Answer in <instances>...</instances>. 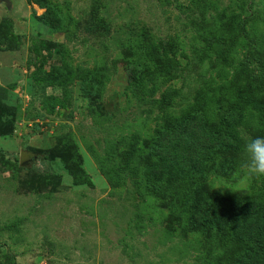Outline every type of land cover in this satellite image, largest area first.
<instances>
[{
    "label": "rangeland",
    "instance_id": "obj_1",
    "mask_svg": "<svg viewBox=\"0 0 264 264\" xmlns=\"http://www.w3.org/2000/svg\"><path fill=\"white\" fill-rule=\"evenodd\" d=\"M260 73L264 0H0V264H236L234 235L168 202L197 188L232 217L264 210L241 168ZM191 116L234 148L201 186L167 185L140 143Z\"/></svg>",
    "mask_w": 264,
    "mask_h": 264
},
{
    "label": "trees",
    "instance_id": "obj_2",
    "mask_svg": "<svg viewBox=\"0 0 264 264\" xmlns=\"http://www.w3.org/2000/svg\"><path fill=\"white\" fill-rule=\"evenodd\" d=\"M38 19L44 24L53 25L45 13ZM252 59L244 56L240 61V68L246 70ZM263 77L262 74H251L250 88H264L261 83ZM233 145L231 138L210 127L201 117L191 116L188 121H175V124L163 132L156 131L143 144L140 143V157L158 163L162 169L161 177L167 185L189 175L193 186L198 187L203 184L207 165L215 158H221L224 153L234 148ZM166 192L167 188L164 187L157 191V195L163 196ZM226 202H215L206 192L194 188L191 192L179 190V194L171 198L168 205L172 209L180 210L190 204L197 213L193 217L195 224L202 221L209 230L228 231L234 235L239 248L236 264H264V210H261V205L255 200L242 202L238 206L237 214L232 217Z\"/></svg>",
    "mask_w": 264,
    "mask_h": 264
},
{
    "label": "clouds",
    "instance_id": "obj_3",
    "mask_svg": "<svg viewBox=\"0 0 264 264\" xmlns=\"http://www.w3.org/2000/svg\"><path fill=\"white\" fill-rule=\"evenodd\" d=\"M244 153L245 159L241 165L243 173L248 178L264 177V136L249 138L244 144Z\"/></svg>",
    "mask_w": 264,
    "mask_h": 264
},
{
    "label": "water",
    "instance_id": "obj_4",
    "mask_svg": "<svg viewBox=\"0 0 264 264\" xmlns=\"http://www.w3.org/2000/svg\"><path fill=\"white\" fill-rule=\"evenodd\" d=\"M6 1V0H5Z\"/></svg>",
    "mask_w": 264,
    "mask_h": 264
}]
</instances>
